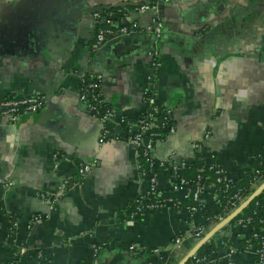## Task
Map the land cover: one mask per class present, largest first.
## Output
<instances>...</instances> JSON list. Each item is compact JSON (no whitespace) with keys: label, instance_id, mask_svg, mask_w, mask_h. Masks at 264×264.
<instances>
[{"label":"crops","instance_id":"obj_1","mask_svg":"<svg viewBox=\"0 0 264 264\" xmlns=\"http://www.w3.org/2000/svg\"><path fill=\"white\" fill-rule=\"evenodd\" d=\"M122 1L150 0H0V92L45 96L36 112L0 117V264L11 257L35 264V252L52 264L179 262L197 242L198 211L130 215L147 176L137 166L139 146L124 133L143 113L168 108L171 117L174 131L154 143L158 160L220 165L237 181L264 153V0H157L158 36L145 28L152 13L127 5L139 30L92 48L98 23L90 10ZM27 12L44 21L14 30ZM89 73L100 75L113 113L103 141L99 119L79 98ZM157 183L168 188V175L159 173ZM203 188L207 231L221 217L209 175ZM228 229L249 236L235 222ZM226 250L222 264H258L249 249Z\"/></svg>","mask_w":264,"mask_h":264},{"label":"built area","instance_id":"obj_2","mask_svg":"<svg viewBox=\"0 0 264 264\" xmlns=\"http://www.w3.org/2000/svg\"><path fill=\"white\" fill-rule=\"evenodd\" d=\"M128 6L120 5L117 8H106L99 9L93 12L94 17L97 20L98 28L95 33L94 40L92 42V48L99 47L107 38L116 37L118 35H125L134 33L139 30V26L137 21L130 20V12L127 8ZM130 7V6H129ZM131 9L134 14H141L144 12H151V22L146 25V30L152 32L155 36H158L163 29V22L159 15V2L157 0L143 1L140 3H136L131 5ZM156 66L159 64L158 60L155 62ZM100 83V75H96L93 73L84 74L81 78V88L79 92V98L86 103L87 108L94 113L100 121L101 129H102V138L100 141H103V137L107 138L110 135L112 130L109 127V123L112 125L114 122L112 116V109L110 108L108 99L102 95L99 89ZM45 102V96L40 93H34L29 95H8L0 92V117H6L9 120L15 121L21 115L36 112L42 108ZM168 110V108H167ZM156 112L146 113L141 116L136 125V129L133 130L129 127L128 130L124 133V138L126 140H130L133 143H136L138 146L143 145L142 154H144L147 158V166L143 165V163L138 160V169L139 172L147 176L149 178V188L146 190L144 194H140L133 201V210L131 211V217H134L136 214H144L149 211H155L161 208H181L182 202L185 198L192 197L193 199H199L200 195L204 198V188H203V178L201 174H197V181L194 186L190 185L189 179L185 176L179 175L176 173L178 168L184 167L188 164L187 161L182 160L179 163H173L169 161V165H165L164 169L170 168L173 170V174L168 176L170 185L168 188H164L157 183V177L159 173L153 169L154 164V155L152 154L155 140L153 138H147L145 141L143 140L144 131L148 130L151 127L157 126L156 122ZM174 131L172 125L169 126L168 132ZM113 134V133H112ZM208 132L204 133L206 137ZM115 137H118L117 135ZM140 154V153H138ZM159 165H164V160H158ZM215 169L214 171L217 174H223L224 179H228L224 169L220 165L212 164ZM90 167V163H82L78 168V172L80 174L85 173ZM221 176H217V180H220ZM258 185V182L253 183V187L251 191ZM235 194V199L231 202V207L229 209L233 210L239 203H241L248 194ZM168 194L164 196L163 194ZM147 195L148 198H145ZM258 203V202H256ZM190 212L197 211L196 205H190ZM257 213V210H253V214ZM226 215V214H225ZM222 216L221 218H223ZM36 219L39 218L37 215ZM34 218V219H35ZM252 219L251 215L240 217L235 221L237 226H247L250 224ZM258 221L262 224L259 229L252 230L249 233V236L245 238V242H247L244 247L239 249L237 246L232 244V241L229 238V227L230 223H226V229H223L220 232L221 236H227V239L222 242L227 245L226 254H235L241 253L245 249L251 250L256 258V262L258 264H264V216H259ZM206 232V227L203 224H198L193 228L191 234L195 236L198 240L204 233ZM238 237H240L239 232L236 233ZM181 236L175 237L174 241L179 242L181 240ZM209 240V239H208ZM207 240V241H208ZM251 241H255V244H251ZM131 249L136 248L133 244L130 246ZM158 251V248H152L151 252ZM191 264H222L219 260V255L215 256L212 253L209 255H202L195 257ZM226 264H234L232 261H228Z\"/></svg>","mask_w":264,"mask_h":264},{"label":"trees","instance_id":"obj_3","mask_svg":"<svg viewBox=\"0 0 264 264\" xmlns=\"http://www.w3.org/2000/svg\"><path fill=\"white\" fill-rule=\"evenodd\" d=\"M117 8V7H112ZM146 113H143L141 116H143ZM140 116V117H141ZM156 122L158 123L157 126L151 127L148 130L144 131L143 133V140L145 141L147 138H153L156 140L157 138H164L165 135L168 133L169 126L171 125V117L167 110L160 112L157 114ZM112 125L109 123V127ZM143 151V145L141 144L139 146V159L143 163V165L147 166V160L146 156L142 154ZM155 162L153 164V169L157 171L160 174L165 175H171L173 174V170L170 168L164 169V166L169 165V161L165 160L164 165H159V161H157L156 158H154ZM214 167L210 165H204L202 168L198 169L193 163H188L184 167L178 168L176 171L177 174L185 176L187 179H189L190 185L194 186L197 181V174H201L202 178L206 175H209L211 178V181L213 183V188L211 191V194L214 197V203H215V214L216 216L222 217L225 216L227 212H229V209L231 207V202L235 199V194H247L251 191L252 184L255 182H259L262 179H264V153L256 156L254 158V161L252 163V167L250 170L245 172L243 176L237 180L232 181L230 179H224L223 174H217L214 171ZM220 175L221 179L217 180V176ZM204 179V178H203ZM149 178L147 177L142 185V190L138 194H144L146 190L149 188ZM164 196H167L168 194H163ZM145 198H148L147 195ZM258 202V203H256ZM190 205H196L197 211L204 217V222L202 223L206 229L207 225L209 224L210 219L212 218L211 212L205 208L203 196L200 195L199 199H193L192 197L185 198L182 202V208L189 210ZM134 206L132 204L131 211L133 210ZM256 209L257 213L253 214V210ZM143 214H136L134 217H140ZM251 215L252 219L249 225L241 227L238 226L241 230L247 231L249 230V233L252 232L254 229H259L262 225L258 221L259 216H264V189L257 194L255 197H253L246 206H244L236 215H234L228 223L232 224L234 223L238 218L245 217ZM13 217V216H12ZM223 229L227 228V225H224L222 227ZM235 231V230H233ZM230 233L229 238L232 241V244L234 246H237L239 249L244 247V245L247 243L242 238H239L236 233L232 234ZM227 239V236H221L219 234H213L210 239L203 244H201L197 250L194 252L192 256H190L186 264H191L192 260L197 256L202 255H209L212 253L215 256H218L220 252L226 250V244H224L222 241ZM251 244H255V241H251ZM34 254V257L36 259L35 264H52L50 259H46L42 256V254L38 253H32ZM31 254V255H32ZM17 257H11L8 260V264H17ZM87 264H90L89 262Z\"/></svg>","mask_w":264,"mask_h":264},{"label":"water","instance_id":"obj_4","mask_svg":"<svg viewBox=\"0 0 264 264\" xmlns=\"http://www.w3.org/2000/svg\"><path fill=\"white\" fill-rule=\"evenodd\" d=\"M136 2L131 1H122L117 5H134ZM106 6L96 7L90 10V12H94L96 10L102 9ZM19 20L16 21V23L13 25V29L15 28L18 30V32L22 33L23 30L34 29L35 27L39 26L43 20L42 17H38L36 13L33 12H27L25 14H22L20 16ZM42 18V19H41ZM13 31V30H12ZM109 39V38H107ZM264 189V179L261 183H259L252 192L241 202L239 203L233 210H231L228 214H226L223 218H221L214 226H212L209 230H207L194 244V246L188 250V252L179 260L177 264H185L187 259L194 254V252L197 250V248L206 242L210 237L218 231L220 228H222L234 215H236L244 206L247 205V203L255 197L257 194H259Z\"/></svg>","mask_w":264,"mask_h":264}]
</instances>
